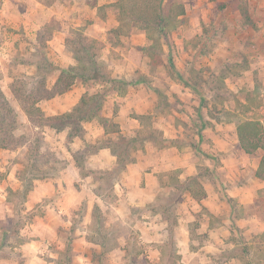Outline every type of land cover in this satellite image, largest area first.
<instances>
[{
	"label": "rangeland",
	"instance_id": "obj_1",
	"mask_svg": "<svg viewBox=\"0 0 264 264\" xmlns=\"http://www.w3.org/2000/svg\"><path fill=\"white\" fill-rule=\"evenodd\" d=\"M39 1L46 7L17 0L30 2L33 11L24 10L41 12L46 22L29 24L30 36L24 25L12 29L28 46L9 62L7 90L21 103L33 102L72 69L73 86L85 89L82 99L98 97V115L74 139L65 131L42 135L39 143L37 122L18 127L27 145L6 151L9 163L0 171V264H183L181 228L190 225V252H196L195 243L206 240L198 235L200 224L210 218L188 189L199 198L206 187L225 191L231 179L222 169L225 147L243 150L239 122L264 127V0ZM58 32L66 39L57 50L50 41ZM42 102L35 107L46 115ZM12 105L22 122L20 103ZM128 139L134 142L127 145ZM35 143L38 154L29 151ZM110 147L150 173L156 165L171 168L155 170L151 186L145 175L132 186L120 165L93 168ZM261 156L264 150L251 157ZM70 161L79 181L72 182ZM182 161L198 171L188 174ZM44 175H67L71 183L57 187ZM256 202L264 213V193ZM234 227L235 248L215 250L211 264H264L256 246L264 247V233L244 236ZM197 259L185 258L188 264Z\"/></svg>",
	"mask_w": 264,
	"mask_h": 264
},
{
	"label": "crops",
	"instance_id": "obj_2",
	"mask_svg": "<svg viewBox=\"0 0 264 264\" xmlns=\"http://www.w3.org/2000/svg\"><path fill=\"white\" fill-rule=\"evenodd\" d=\"M34 1L36 9L39 7H46L39 0ZM30 2L25 5L17 2V0H0V36H2V40L0 41V74L5 77V81L3 83L0 81V87L11 103L14 102V100L16 101V99L14 98V95L7 90L8 88L6 87V71L8 73L10 72L9 62L13 60L17 52L24 53V51L27 50L26 47L28 46V44L26 45L27 42H24L23 39H20V35L15 34V31H12V29L24 25L28 28L26 29V31H28L26 33V36H30L32 35V30H29V24H37L35 28H38V26L46 22V20H44L45 18L40 16L42 14L41 12L37 15V13L32 12L31 14L30 12L27 13L24 10L27 7L30 11H33L30 8ZM31 5H33V3ZM40 11L43 12L44 10L40 9ZM30 16H34V18ZM64 39H66L65 33L58 32L50 42H54V49H57V47L61 44L59 42L63 41ZM83 93H85V89H75V87L73 86L67 93L48 100L47 102H42L44 104V112L47 116H59L65 113H69L76 106H78L83 97ZM20 108H18V110H20ZM22 119H24V123H28V117L23 110ZM49 133H51L52 135L57 134L55 130H51L50 132H46L45 135L47 136ZM6 151L12 153V151L10 150L0 148V171L6 170V163H9L5 158ZM225 152L228 153V160L227 164L224 166L225 168L222 167V169L224 170V172H227L228 177L231 178L227 180V184H224L226 190L217 191L215 186H213L212 189L209 190L206 187V196L202 197L200 200L194 199L192 194L189 192L192 196V199L196 201V203L199 202L198 205L200 204L201 211H206V213L210 215V218H205L204 221L200 224L198 235L202 237V239L206 238V240L203 243H195L194 246L198 247L195 250L196 252H190L192 243H194L190 238V225H187L185 228L184 226L183 228H181L182 241H180V247L182 251L180 252L184 251L185 255V257L183 255L182 258L183 264H188L185 260L188 254L189 256L190 254H194V256L198 258L197 264H211L212 257L210 254H214L215 250L222 248L221 251H225L228 247L230 249L235 248L236 244L234 242V236L237 231L234 227V223H236L237 228L241 230V233L244 236L251 235L256 237L264 233V213L258 206L259 204L257 205L256 202V200H259L264 193V180L256 176V171L258 170L262 156L259 158H253L251 157L252 155L246 154L243 150L235 153V151L232 150V147L229 146L225 147ZM246 156H249V158H246ZM116 164L117 158L112 154L111 150L103 149L102 152H100L98 162H96L95 160L92 166L93 168L99 170H111L116 166ZM170 166L165 165V167H159L158 165H156V167L153 169V172L150 173L149 171H147V169H149V167L147 168V165L145 168L144 166H141L140 163L129 164L124 170V175L129 180L133 179V183H129L132 186L135 184L137 185V182L134 181V179H137L140 176L143 177L145 175L148 179L147 184L150 185V178H152L153 180V173L155 172V170L158 169V171H161V169L171 168ZM179 167L183 168L185 172H190L188 174H192L193 171H198L197 165L193 166L188 161H182ZM68 168L73 172V175H71V178H74L72 182H75V180L79 181L80 172L76 167V164L70 161ZM145 169L146 172H144ZM72 172L68 173L72 174ZM11 177H13V172L10 174V178ZM68 177L69 176L67 175H63L58 178H45L44 182L50 180L51 184H57L58 187V184L71 183V180ZM242 177H244L246 184L244 181H242ZM67 178L69 179V181L67 180ZM234 178L239 180L241 186H235L237 182ZM42 181L43 180H37L38 183ZM229 182L233 185L235 184V187L231 186ZM227 187L229 188L227 189ZM142 200L139 199V202L136 203L138 205H143L145 204V202H149V200H154V198L152 195L150 199H146L145 202H142ZM241 215L243 216V218H240ZM217 220L220 221L219 224L216 223ZM251 221L256 222L255 228L249 227L250 225L248 224ZM259 244V242H256V246L258 245L259 248V256H261L260 258L263 259L264 254L261 252V250L264 249V247H261ZM224 247H226V249H224ZM234 262V260H231L228 262V264H234Z\"/></svg>",
	"mask_w": 264,
	"mask_h": 264
},
{
	"label": "trees",
	"instance_id": "obj_3",
	"mask_svg": "<svg viewBox=\"0 0 264 264\" xmlns=\"http://www.w3.org/2000/svg\"><path fill=\"white\" fill-rule=\"evenodd\" d=\"M182 14H185L184 9L182 10ZM73 72L74 71L72 69L62 71V74L58 78L54 87H52L50 90L47 89L46 94L40 96V98H36L35 100H33V102L29 100L21 103V100L19 101V99L15 97V99L20 103L21 109L28 117L29 123L34 124V122H37L39 124V126L35 128L38 130V134H41V136L38 137L39 139L37 140L39 141V143L41 142V140H43L41 138L42 135L44 136L46 132H50L51 130H55L57 134L67 131V137L74 139L78 137V134L83 132V124L92 121V119L96 118L98 115V108L93 106L95 100H97L98 97H94V99H91L90 101H88L86 98H83L79 106L75 107L71 112L59 116H46L42 112V108L35 107L42 101L51 100L58 95L65 94L70 91L74 85L75 76L77 75H73ZM71 74L72 77L74 76L72 80L65 79V77L70 76ZM81 77H83V75ZM94 77H98V73H94L93 78ZM83 78L87 79L86 77ZM36 113H38L39 115L35 120H33L31 117H33V115ZM25 125L26 123H24L23 121L20 122L18 111L7 99L0 87V148L10 151H16L21 147H25L28 142V137H26L25 135H20L19 137H17L18 127H24ZM237 133L240 145L245 153L252 155L259 150H264V127L259 121L247 120L239 122L237 126ZM127 141L128 145L130 143H133L134 139H128ZM39 143H35L34 146H31L29 148V151L34 154L40 153L41 146L39 145ZM110 150L112 154L118 158L116 165H120L122 169H126L129 163H126L121 154H119L115 149L111 148ZM123 152L127 154L129 152V149L127 151L123 150ZM46 177L47 175H44L41 178ZM257 177L264 179V156L261 161L260 169H258L257 171ZM195 181L196 179L193 180L194 183ZM188 190L191 192L194 199H201L196 196L193 191H191L190 189Z\"/></svg>",
	"mask_w": 264,
	"mask_h": 264
}]
</instances>
